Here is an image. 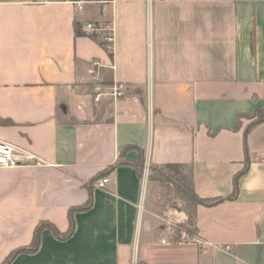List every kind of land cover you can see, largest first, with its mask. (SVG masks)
I'll use <instances>...</instances> for the list:
<instances>
[{"label": "crops", "instance_id": "obj_1", "mask_svg": "<svg viewBox=\"0 0 264 264\" xmlns=\"http://www.w3.org/2000/svg\"><path fill=\"white\" fill-rule=\"evenodd\" d=\"M74 1L0 0V140L41 160L0 168V262L91 192L69 238L45 228L9 264H264V120L236 122L264 107V0ZM88 22H111L110 48ZM95 81L137 99L94 102ZM170 163L201 198L228 197L246 164L235 197L196 205L201 243L161 241L186 217L148 202L149 166Z\"/></svg>", "mask_w": 264, "mask_h": 264}, {"label": "trees", "instance_id": "obj_2", "mask_svg": "<svg viewBox=\"0 0 264 264\" xmlns=\"http://www.w3.org/2000/svg\"><path fill=\"white\" fill-rule=\"evenodd\" d=\"M76 33H80L77 31ZM240 117H247L252 119L251 122L248 124L244 131V135L246 136L247 133L260 121L264 120V107H261L259 105L254 106L251 110H249L246 113L243 114H237L236 115V122H239ZM131 146H125L122 148L120 153V159L117 163H127L125 160L121 158V155L125 151H127ZM140 156L138 159L133 162V164L137 167L138 173L142 175L144 164H143V158H142V151L139 150ZM247 163V160H246ZM182 168H186V173L182 172ZM246 169V164L244 165V168L238 172L233 179V189L232 193L225 198L222 197H213V198H201L199 197L193 190V174H192V166L188 164H165V165H152L148 168V180L150 182H160L163 180V178H166L167 180L171 179L172 177H175L173 182L165 183L157 186L155 189L156 196H159L163 198L165 195L168 196L171 193V197L173 198H182L185 202V207L183 208L186 213L189 215V221L186 223L179 224V228H175V235L174 239L179 238V234L181 233L182 226L186 225L188 227V230H190L191 234L196 231V224H195V207L197 204H204V205H213L216 204L224 199L233 198L237 194V179L240 174H242ZM172 174V175H171ZM104 173H99L95 177H93L90 180V184H93L98 178L105 176ZM162 182V181H161ZM169 186L171 188H169ZM171 190V191H168ZM171 192V193H170ZM92 205V196L91 192H89L88 199L85 203L70 207L67 211V218H68V226L64 230L58 229L53 223L47 221V220H40L36 223L32 237L30 242L22 247H18L15 249H12L6 257L0 262V264H9L18 254L20 253H31L38 249V246L40 244V236L43 229L48 228L52 231V233L59 239H67L69 238L74 230V214L77 211H82L89 209ZM185 226V227H186Z\"/></svg>", "mask_w": 264, "mask_h": 264}, {"label": "built area", "instance_id": "obj_3", "mask_svg": "<svg viewBox=\"0 0 264 264\" xmlns=\"http://www.w3.org/2000/svg\"><path fill=\"white\" fill-rule=\"evenodd\" d=\"M37 2H44L46 0H36ZM77 5L78 9H81L82 0L74 1ZM83 31L87 35H95L99 34L102 39V43L106 48H110L113 41V26L111 22H88L84 25ZM97 65V62H94ZM91 96L94 102H100L103 98H125L131 97L133 99H137L135 94L130 93V90L124 82H116L111 85L103 84L102 82L95 81L91 87ZM34 161L35 164L41 163L40 158H38L35 154L28 152L27 150L12 144L5 140H0V168H10L18 165L26 164ZM110 182V178L108 175L98 178L95 181V186L99 188H105L106 185ZM175 221L180 220H172L171 224ZM171 225L168 231L161 237V241L165 242L169 239L170 235L175 231V226ZM174 228V229H173ZM190 234H186L184 231H181L180 239L181 241H192L194 243H201V238L197 235L189 236ZM135 264V263H132Z\"/></svg>", "mask_w": 264, "mask_h": 264}, {"label": "rangeland", "instance_id": "obj_4", "mask_svg": "<svg viewBox=\"0 0 264 264\" xmlns=\"http://www.w3.org/2000/svg\"><path fill=\"white\" fill-rule=\"evenodd\" d=\"M145 170H146V168L144 167L143 172ZM181 170H182V172L186 173V168H182ZM171 179L174 180L175 177H172L171 176ZM171 179L170 180H167L166 178H163V180H161L162 182L161 181L160 182H150V187H149L150 192L148 194V200H149L148 202H149V205L150 206L153 205V204H155L156 207H158L159 209L160 208L170 209L173 213H176V207H179V208H182V209L185 207V202L186 201L184 202V199L178 198V197L177 198L171 197L172 196L171 195L172 194L171 192H170L171 193L170 195H168V196L165 195L163 198H161L159 196H154L155 198L154 197L152 198V194H151V191L152 190L155 191L156 187L159 186V184L162 185V184H164V182L165 183H168V184H169V182H173V180H171ZM169 188H171V187L169 186ZM168 191H171V190H168ZM185 215H186V217L183 218L181 221H175L173 223V224H175L176 229L179 228V224H181V223L184 224V223H186V222L189 221V215H188V213H186ZM185 226L186 225H184V227L182 226L181 230L184 231L186 234H191L190 230H188V227L187 226L185 227ZM179 235H181V233Z\"/></svg>", "mask_w": 264, "mask_h": 264}]
</instances>
